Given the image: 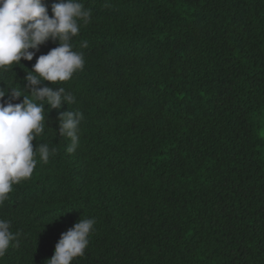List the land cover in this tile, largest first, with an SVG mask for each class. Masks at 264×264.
I'll use <instances>...</instances> for the list:
<instances>
[{"label":"trees","instance_id":"16d2710c","mask_svg":"<svg viewBox=\"0 0 264 264\" xmlns=\"http://www.w3.org/2000/svg\"><path fill=\"white\" fill-rule=\"evenodd\" d=\"M79 2L84 68L42 85L75 103L45 105L32 143L56 152L0 206L19 234L0 264H46L81 218L96 224L72 264H264V0ZM57 46L0 70V89ZM69 110L84 114L71 154Z\"/></svg>","mask_w":264,"mask_h":264},{"label":"clouds","instance_id":"9594fccd","mask_svg":"<svg viewBox=\"0 0 264 264\" xmlns=\"http://www.w3.org/2000/svg\"><path fill=\"white\" fill-rule=\"evenodd\" d=\"M49 16L45 0H0V70L32 61L36 52L48 41L58 43L47 54L40 55L28 71L23 87L0 89V206L9 199L14 185L30 179L37 166V155L48 162L55 148L33 141L45 131L46 116L54 109L75 103V97L64 87L42 86L43 82L59 85L70 81L85 65L83 52L75 51L72 38L80 34L81 24L89 22L91 10L79 0H60L51 5ZM88 47L87 41L81 42ZM35 50V51H33ZM6 95L10 99L5 102ZM23 97L22 102L13 103ZM84 114L66 111L59 116V137H67L71 144L68 153L79 147L80 125ZM96 221L81 218L72 228L61 234L54 255L46 264H72L85 254ZM11 222L0 218V258L10 247H19L18 233L11 230Z\"/></svg>","mask_w":264,"mask_h":264}]
</instances>
